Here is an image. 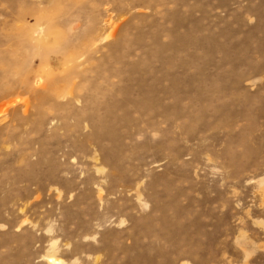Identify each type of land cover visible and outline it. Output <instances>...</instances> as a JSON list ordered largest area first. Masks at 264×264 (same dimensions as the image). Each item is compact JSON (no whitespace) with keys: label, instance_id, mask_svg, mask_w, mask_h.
Wrapping results in <instances>:
<instances>
[{"label":"rangeland","instance_id":"1","mask_svg":"<svg viewBox=\"0 0 264 264\" xmlns=\"http://www.w3.org/2000/svg\"><path fill=\"white\" fill-rule=\"evenodd\" d=\"M264 264V0H0V264Z\"/></svg>","mask_w":264,"mask_h":264},{"label":"bare ground","instance_id":"2","mask_svg":"<svg viewBox=\"0 0 264 264\" xmlns=\"http://www.w3.org/2000/svg\"><path fill=\"white\" fill-rule=\"evenodd\" d=\"M53 263L59 264L57 261L53 260L52 258H49Z\"/></svg>","mask_w":264,"mask_h":264}]
</instances>
